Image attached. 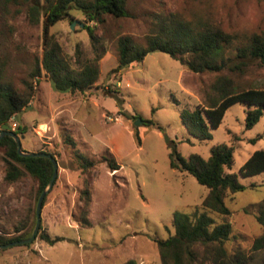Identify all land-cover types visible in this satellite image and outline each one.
Segmentation results:
<instances>
[{"label":"rangeland","instance_id":"374dc122","mask_svg":"<svg viewBox=\"0 0 264 264\" xmlns=\"http://www.w3.org/2000/svg\"><path fill=\"white\" fill-rule=\"evenodd\" d=\"M127 10L129 17L105 15L100 24L73 9L70 18L50 27V34L74 67L78 68L77 60L102 54L96 87L85 93H63L54 88L44 71L29 80L37 60L43 58L44 18L33 26L24 7L0 3V82L11 84L18 92L25 91V81L33 85L28 108L8 125L19 132L25 151H44L57 159L59 172L42 208L39 234L65 238L49 245L38 235L29 246L0 250V264H123L128 260L162 264L155 239L174 236V213L191 214L201 208L209 192L193 175L171 168L172 145L186 158L197 154L205 159L216 145L234 146V164L226 171L238 176L251 155L264 149V118L247 129V106L242 103L228 109L211 140H199L184 126L181 110L208 104L204 91L218 74L193 73L160 51L148 54L143 62L122 73L113 72L118 66V39L129 36L145 45L161 19L172 13L197 26L220 28L234 36L236 43L264 36V1L128 0ZM73 22H77L74 28ZM86 25L99 38L96 45ZM245 71L237 77L239 83L264 87L263 66L251 65ZM118 97L124 100L121 105ZM124 112L137 119L127 118ZM76 151L95 160L96 167L83 174ZM109 154L121 165L120 171L112 172L102 162ZM4 156L5 149L0 148V230L7 232L9 239L26 238L37 222L39 183L27 173L16 183L6 182ZM239 179L246 190L225 198L233 224V237L226 246L246 252L247 264H261L264 250L252 248L264 232L254 206L264 199V173ZM200 211L218 223L224 219ZM85 217L88 224L81 222Z\"/></svg>","mask_w":264,"mask_h":264},{"label":"trees","instance_id":"16d2710c","mask_svg":"<svg viewBox=\"0 0 264 264\" xmlns=\"http://www.w3.org/2000/svg\"><path fill=\"white\" fill-rule=\"evenodd\" d=\"M127 1L0 0V3L5 6L17 4L24 7L26 19L33 26L39 25L44 18L43 58L41 61L37 60L36 68L30 74L29 80L40 77L44 71L57 91L85 93L96 87L100 79L102 54H97L93 59L77 60L78 68L74 67L64 55L58 40L50 34V27L61 20L70 18V12L73 9L82 11L86 20L100 24L105 21V15L116 19L129 17ZM85 28L96 45L99 38L94 29L88 25ZM156 51L169 54L193 73L208 72L219 75L209 90L204 91L209 97L208 104L198 106L193 110L189 108L181 110L184 126L199 140L213 139V131L219 128L226 112L234 104L242 103L247 106V129L253 128L264 118V87L244 86L237 81V77L239 79L243 76L249 66L264 67V36L255 35L247 41L236 43L234 36L220 28L210 26V24L197 26L178 14L172 13L161 19L157 31L146 38L145 45L137 44L129 36L120 37L117 41L118 66L113 72L122 73L125 69L143 62L148 54ZM210 89L212 90L211 96ZM32 90V83L27 81H25L23 92H18L9 83L0 82V134L3 131V125L8 124L11 118L28 108ZM117 100L118 105L124 102L119 97ZM124 115L127 118L137 119V116H132L127 112H124ZM148 125L163 129L154 122H149ZM137 138L141 144V137L138 133ZM258 139L259 137L253 139L252 142ZM66 142L71 143L70 139H66ZM0 148L5 149L3 160L6 165V182L16 183L27 173L38 181L39 195L48 187L54 171L50 159L20 156L17 144L10 136H4L0 140ZM234 152V146L219 144L211 149V155L207 159L197 154L186 158L179 153L176 145H172V151L169 154L171 168L193 175L199 184L208 188L209 192L201 208L197 207L191 214L174 213V236L168 239H155L162 264H247L249 262V255L246 252L239 249L231 251L226 246L233 237V224L229 219L232 212L225 204V198L227 194H236L246 190L239 176L247 178L264 173V149L257 150L251 155L240 168L239 176L226 171V168L230 169L234 164ZM76 153L80 159L79 166L83 174L89 173L96 167L95 160L78 151ZM102 162L107 163L112 172L120 171L122 168L110 154L109 156L104 155ZM85 195L89 196V192H85ZM254 206L258 209L257 222L264 229V199ZM200 209L215 213L224 219L218 223ZM81 222L89 223L86 217ZM19 231L21 230L16 232ZM6 233L0 230V244L25 239V236L9 239ZM39 237L49 245L65 239L63 237L52 238L46 232L40 233ZM259 250H264V232L253 243L252 251ZM123 264L138 263L135 260H128ZM261 264H264V259Z\"/></svg>","mask_w":264,"mask_h":264},{"label":"water","instance_id":"95a60500","mask_svg":"<svg viewBox=\"0 0 264 264\" xmlns=\"http://www.w3.org/2000/svg\"><path fill=\"white\" fill-rule=\"evenodd\" d=\"M76 24H77V22H75V23L73 22L72 27L74 28ZM82 26H84V25L82 24ZM136 125H138V122L136 123ZM4 136H10L15 140V142L17 144L18 153L20 156H23V157H43V158L50 159L51 162L53 163L54 171H53V176H52V179L50 181V184L48 185V187L45 190H43V192L39 196L38 203H37V211H36L37 222H36V226H35V229H34L32 235L30 237L22 239V240L13 241V242H10L7 244H0V250H4L7 248L16 246V245L31 244L32 242H34L36 240V238L39 235L41 224H42L41 214H42V208H43L44 200H45L47 194L52 189V187L55 183V180L58 176V172H59L58 161L52 154H49L46 152H28V151H25L22 147L20 136L18 134H16L15 131L12 130V128L8 124L3 125V131L0 134V140Z\"/></svg>","mask_w":264,"mask_h":264}]
</instances>
